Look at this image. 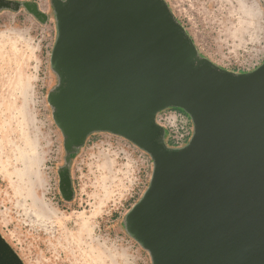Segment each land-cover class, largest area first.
Instances as JSON below:
<instances>
[{"label":"water","instance_id":"water-1","mask_svg":"<svg viewBox=\"0 0 264 264\" xmlns=\"http://www.w3.org/2000/svg\"><path fill=\"white\" fill-rule=\"evenodd\" d=\"M55 85L47 96L65 152L59 188L97 133L122 137L153 162L126 214L127 235L152 264H264V63L250 72L203 56L165 0H51ZM41 23L35 2L0 0ZM180 109L194 132L166 142L158 115ZM0 264H24L0 233Z\"/></svg>","mask_w":264,"mask_h":264},{"label":"rangeland","instance_id":"rangeland-1","mask_svg":"<svg viewBox=\"0 0 264 264\" xmlns=\"http://www.w3.org/2000/svg\"><path fill=\"white\" fill-rule=\"evenodd\" d=\"M9 1L35 2L49 20L24 8L0 11L1 235L24 264H152L123 226L149 186L150 156L122 137L94 134L73 161V199L62 195L65 152L47 102L53 7ZM165 1L213 63L239 73L264 63V0Z\"/></svg>","mask_w":264,"mask_h":264},{"label":"built area","instance_id":"built-area-1","mask_svg":"<svg viewBox=\"0 0 264 264\" xmlns=\"http://www.w3.org/2000/svg\"><path fill=\"white\" fill-rule=\"evenodd\" d=\"M166 111L173 112L174 117L165 120L166 123H159V120L157 118L158 123L166 129V142L170 147L173 148L184 147L193 135V123L190 117L181 110L172 108ZM166 111H163L162 113Z\"/></svg>","mask_w":264,"mask_h":264},{"label":"flooded vegetation","instance_id":"flooded-vegetation-1","mask_svg":"<svg viewBox=\"0 0 264 264\" xmlns=\"http://www.w3.org/2000/svg\"><path fill=\"white\" fill-rule=\"evenodd\" d=\"M166 138H167V134H166Z\"/></svg>","mask_w":264,"mask_h":264},{"label":"trees","instance_id":"trees-1","mask_svg":"<svg viewBox=\"0 0 264 264\" xmlns=\"http://www.w3.org/2000/svg\"><path fill=\"white\" fill-rule=\"evenodd\" d=\"M178 110H180V109H178ZM182 111V110H181Z\"/></svg>","mask_w":264,"mask_h":264}]
</instances>
